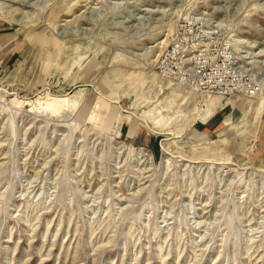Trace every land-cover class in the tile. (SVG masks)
Here are the masks:
<instances>
[{
    "label": "rangeland",
    "instance_id": "374dc122",
    "mask_svg": "<svg viewBox=\"0 0 264 264\" xmlns=\"http://www.w3.org/2000/svg\"><path fill=\"white\" fill-rule=\"evenodd\" d=\"M258 46L264 0H0V264H264Z\"/></svg>",
    "mask_w": 264,
    "mask_h": 264
},
{
    "label": "built area",
    "instance_id": "2783aa9c",
    "mask_svg": "<svg viewBox=\"0 0 264 264\" xmlns=\"http://www.w3.org/2000/svg\"><path fill=\"white\" fill-rule=\"evenodd\" d=\"M200 47L198 43L196 50H194L196 45L190 50L184 48L180 41L173 42L161 54L159 62L160 71L165 72L168 77L179 80L181 84L197 88L200 91L222 95L238 93L241 87H243V83L239 82V79H233L235 72L232 75V79L226 82L220 71V67H207L204 64L205 62L199 58ZM189 50L197 53L189 55L187 53ZM242 90L253 93L256 88L253 84L247 83Z\"/></svg>",
    "mask_w": 264,
    "mask_h": 264
},
{
    "label": "bare ground",
    "instance_id": "6f19581e",
    "mask_svg": "<svg viewBox=\"0 0 264 264\" xmlns=\"http://www.w3.org/2000/svg\"><path fill=\"white\" fill-rule=\"evenodd\" d=\"M256 48V50H254V54L253 55H255L256 57H262V56H264V48H261V47H255ZM262 101V100H261ZM261 105L260 106H256V110L257 111H261L262 109H263V107H264V105H263V103H260Z\"/></svg>",
    "mask_w": 264,
    "mask_h": 264
}]
</instances>
